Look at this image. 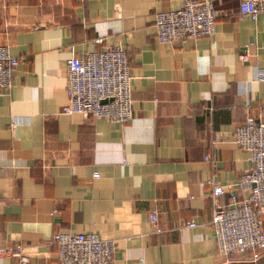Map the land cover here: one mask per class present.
Wrapping results in <instances>:
<instances>
[{"label":"crops","instance_id":"1","mask_svg":"<svg viewBox=\"0 0 264 264\" xmlns=\"http://www.w3.org/2000/svg\"><path fill=\"white\" fill-rule=\"evenodd\" d=\"M209 1L210 37L159 43L153 15L180 0H0V45L17 60L0 89V242L25 257L0 264H57V231L113 239L112 264H264V247L219 256L209 225L213 203L244 197L235 182L249 160L234 127L246 115L264 124V82L237 60L251 43L264 69V13ZM109 45L127 58L130 117L61 113L66 59ZM210 180L224 188L214 200Z\"/></svg>","mask_w":264,"mask_h":264},{"label":"built area","instance_id":"2","mask_svg":"<svg viewBox=\"0 0 264 264\" xmlns=\"http://www.w3.org/2000/svg\"><path fill=\"white\" fill-rule=\"evenodd\" d=\"M260 12L264 13V0H240L238 3L240 15L254 19ZM214 19L215 12L209 0H180L177 8L154 13L155 38L159 43H173L197 36L210 37ZM237 60L250 61L255 75L264 82V69L256 67L257 54L251 43L241 47ZM16 63V58L0 45V89L10 86L11 71ZM65 65L66 102L60 108L61 113L102 118L108 122H123L130 117V73L120 46L109 45L79 56L71 55ZM232 142L248 154L249 168L235 182L236 189L243 192L244 197L239 201L231 198L224 207L213 203L209 225L219 256L226 258L230 254L243 256L246 253L256 256L264 247L259 221V215L264 213V124L246 115L242 123L234 127ZM203 159L212 162V154ZM92 176L98 174L93 172ZM208 183L210 197L214 200L224 188L212 180ZM147 220L154 232L161 231L156 225V211H150ZM193 226L195 224L189 221L179 228ZM50 243L55 247L57 264H112L113 261L114 240L94 232L57 231L51 234ZM22 249L19 243L3 245L0 242V257H14L22 263L25 261Z\"/></svg>","mask_w":264,"mask_h":264},{"label":"water","instance_id":"3","mask_svg":"<svg viewBox=\"0 0 264 264\" xmlns=\"http://www.w3.org/2000/svg\"><path fill=\"white\" fill-rule=\"evenodd\" d=\"M105 100H101V102H104Z\"/></svg>","mask_w":264,"mask_h":264}]
</instances>
